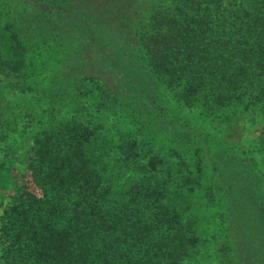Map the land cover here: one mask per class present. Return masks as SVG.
<instances>
[{
  "label": "trees",
  "instance_id": "1",
  "mask_svg": "<svg viewBox=\"0 0 264 264\" xmlns=\"http://www.w3.org/2000/svg\"><path fill=\"white\" fill-rule=\"evenodd\" d=\"M32 1L31 10L0 23L8 38L7 49L0 48L1 72L33 75L80 60L92 48L101 55L108 50L113 67L125 66L128 76L145 81L124 76L123 84H177L208 116L227 108L219 115L224 121L237 112L264 108V0H163L145 20L136 19L142 0ZM79 34L91 39L88 45L71 41L79 40ZM37 59L46 62L37 65ZM54 79L39 89L0 84V171L12 157L13 143L31 121L39 123L26 165L30 185L12 191L0 216V264H182L198 240L175 204L182 205L194 192L217 199L212 188L224 195L226 211L218 229L225 239L213 250V264H264V254L263 259L256 254L264 240L241 236L244 205L233 195L232 177L211 157L216 152L209 149L210 133L202 132L208 142L202 164L213 170L211 180L186 177L167 195L159 180L144 177L116 199L95 167L108 141L82 113L76 95L67 96L66 86L55 85ZM4 85L10 90L5 103ZM27 91L41 93L38 106L29 101L21 106L17 93ZM126 98L116 97L113 103L131 107ZM61 106L74 111L61 114ZM131 143L128 139L121 152L134 156L135 144L126 149ZM225 144L230 152L232 145ZM254 184L252 206L264 226V177Z\"/></svg>",
  "mask_w": 264,
  "mask_h": 264
},
{
  "label": "rangeland",
  "instance_id": "2",
  "mask_svg": "<svg viewBox=\"0 0 264 264\" xmlns=\"http://www.w3.org/2000/svg\"><path fill=\"white\" fill-rule=\"evenodd\" d=\"M227 1L224 0V3L227 4ZM158 2L162 3L163 0H142L136 10V19L145 20L150 8ZM32 6V0H0V23L5 19L11 20L17 13L28 12ZM52 20L55 21V18ZM78 39L71 38V41L88 45L91 40L82 35ZM65 40L66 43L70 41L68 37ZM7 46L8 38L0 32V48L7 49ZM97 51L89 49L80 60L51 69L41 68L39 73L33 75L18 74L10 70L0 71V84L18 82L39 89L48 86L51 78H55V85L66 86L67 96L74 97L75 94L82 113L98 126L100 138L108 141L105 144L109 149L95 167L116 199L130 184L144 177H153L152 183L159 180V184L166 187L167 195L175 192L186 177H196L200 179V183L201 176L211 180L213 170L202 164L205 158L208 159V152L203 148L208 143L204 137L207 135H202V132L207 131L214 139L209 149L211 153L216 152L211 157L216 158L227 177H232L230 183L233 195L244 205L245 222L241 236L256 242L264 240L261 216L252 206L256 197L255 180L257 177H264V108H256L252 112H237L222 121L219 115L228 112L227 108L220 109L214 116H208V110L203 105L188 100L177 84L169 87H155L151 82L146 83L147 85L137 82L123 84L124 76L145 81L132 73L128 76L125 66L113 67L110 51L107 50L111 55L107 51L102 55ZM106 55L108 56L105 57ZM51 59L52 57L49 58V63H54L50 62ZM37 60V65L46 62ZM85 60L88 62H84ZM3 88L5 103L10 90H7L8 85ZM17 94L16 99L22 107L26 101L38 106L39 101L43 100L41 93L35 94L34 91ZM123 96L128 97L125 100L131 107L123 108L120 102L113 103L116 97L121 99ZM133 96L135 97L132 98ZM62 106L61 114L74 111ZM38 130V121H31L27 133L13 143L12 157L9 162L5 161L6 166L0 171V216L8 206L12 191L22 184L30 185L31 175L26 165L32 157L31 148ZM128 139H132L133 143L126 149L135 144L134 156L130 152H121ZM225 143L232 145L230 152L225 150L229 148ZM210 192L217 199L218 196L221 197L220 202L194 192L192 196L183 199L182 205L175 204L179 216L193 229L198 240L197 246L190 250L189 259L182 264H213V250L225 239L218 234L220 222L222 219L225 222L226 218L224 195L213 188ZM218 209L222 211L219 212ZM256 254L259 259H263L264 244Z\"/></svg>",
  "mask_w": 264,
  "mask_h": 264
}]
</instances>
